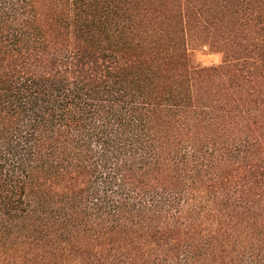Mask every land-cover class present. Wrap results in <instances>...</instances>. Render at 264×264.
I'll return each mask as SVG.
<instances>
[{
	"label": "trees",
	"instance_id": "trees-1",
	"mask_svg": "<svg viewBox=\"0 0 264 264\" xmlns=\"http://www.w3.org/2000/svg\"><path fill=\"white\" fill-rule=\"evenodd\" d=\"M0 264H264V0H0Z\"/></svg>",
	"mask_w": 264,
	"mask_h": 264
},
{
	"label": "rangeland",
	"instance_id": "rangeland-1",
	"mask_svg": "<svg viewBox=\"0 0 264 264\" xmlns=\"http://www.w3.org/2000/svg\"><path fill=\"white\" fill-rule=\"evenodd\" d=\"M197 59L203 66L218 65L222 61V56L218 53H212L209 50L199 51Z\"/></svg>",
	"mask_w": 264,
	"mask_h": 264
}]
</instances>
